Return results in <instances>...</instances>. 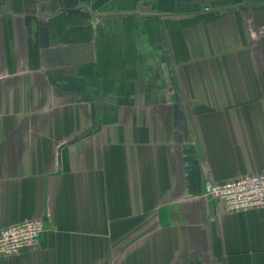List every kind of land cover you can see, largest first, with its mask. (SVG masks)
I'll use <instances>...</instances> for the list:
<instances>
[{
	"label": "crops",
	"instance_id": "crops-1",
	"mask_svg": "<svg viewBox=\"0 0 264 264\" xmlns=\"http://www.w3.org/2000/svg\"><path fill=\"white\" fill-rule=\"evenodd\" d=\"M0 1V264H264V0Z\"/></svg>",
	"mask_w": 264,
	"mask_h": 264
},
{
	"label": "built area",
	"instance_id": "built-area-1",
	"mask_svg": "<svg viewBox=\"0 0 264 264\" xmlns=\"http://www.w3.org/2000/svg\"><path fill=\"white\" fill-rule=\"evenodd\" d=\"M204 197L220 201L228 213L264 208V171L222 183L207 182ZM44 231L40 220H24L0 231V258L31 250Z\"/></svg>",
	"mask_w": 264,
	"mask_h": 264
},
{
	"label": "water",
	"instance_id": "water-1",
	"mask_svg": "<svg viewBox=\"0 0 264 264\" xmlns=\"http://www.w3.org/2000/svg\"><path fill=\"white\" fill-rule=\"evenodd\" d=\"M1 2V1H0Z\"/></svg>",
	"mask_w": 264,
	"mask_h": 264
}]
</instances>
